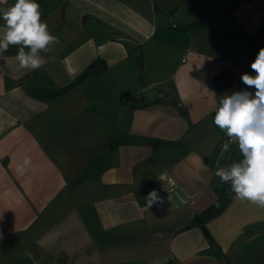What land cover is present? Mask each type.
Returning a JSON list of instances; mask_svg holds the SVG:
<instances>
[{"label": "crops", "instance_id": "0c3cea01", "mask_svg": "<svg viewBox=\"0 0 264 264\" xmlns=\"http://www.w3.org/2000/svg\"><path fill=\"white\" fill-rule=\"evenodd\" d=\"M36 3L59 42L37 70L0 60V264H264V208L214 175L241 154L213 123L255 91L264 0Z\"/></svg>", "mask_w": 264, "mask_h": 264}, {"label": "clouds", "instance_id": "9594fccd", "mask_svg": "<svg viewBox=\"0 0 264 264\" xmlns=\"http://www.w3.org/2000/svg\"><path fill=\"white\" fill-rule=\"evenodd\" d=\"M41 15L36 0H15L13 6L0 7V19L4 21L0 26V60L6 58L4 54L10 46H17V53L7 59L15 60L21 69L37 70L46 63L40 53L59 40L41 22ZM250 68L255 75L245 73L240 80L255 91L222 95L213 118L214 125L237 143L241 159L217 167L214 175L229 186L236 199L264 208V48L258 51ZM227 147L226 144L224 151ZM29 170L35 171V166L31 157L25 156L17 171L24 175ZM144 199L148 208L164 203L156 190Z\"/></svg>", "mask_w": 264, "mask_h": 264}, {"label": "trees", "instance_id": "16d2710c", "mask_svg": "<svg viewBox=\"0 0 264 264\" xmlns=\"http://www.w3.org/2000/svg\"><path fill=\"white\" fill-rule=\"evenodd\" d=\"M216 82H221V86H226V85H229L230 84V82L229 81H227V80H225V78H223L222 76H219V77H216ZM232 82V81H231ZM171 264H173V263H171Z\"/></svg>", "mask_w": 264, "mask_h": 264}, {"label": "built area", "instance_id": "2783aa9c", "mask_svg": "<svg viewBox=\"0 0 264 264\" xmlns=\"http://www.w3.org/2000/svg\"><path fill=\"white\" fill-rule=\"evenodd\" d=\"M260 48H264V46L263 47H260ZM233 141H230V139L228 138L225 142H224V145H226V144H229V143H232ZM167 264H171V263H167Z\"/></svg>", "mask_w": 264, "mask_h": 264}, {"label": "rangeland", "instance_id": "374dc122", "mask_svg": "<svg viewBox=\"0 0 264 264\" xmlns=\"http://www.w3.org/2000/svg\"><path fill=\"white\" fill-rule=\"evenodd\" d=\"M161 88V87H160Z\"/></svg>", "mask_w": 264, "mask_h": 264}]
</instances>
